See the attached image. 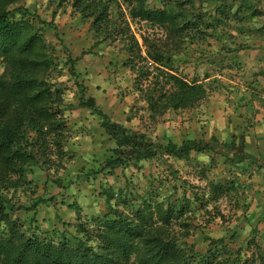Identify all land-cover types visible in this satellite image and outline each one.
Returning <instances> with one entry per match:
<instances>
[{"label":"trees","instance_id":"16d2710c","mask_svg":"<svg viewBox=\"0 0 264 264\" xmlns=\"http://www.w3.org/2000/svg\"><path fill=\"white\" fill-rule=\"evenodd\" d=\"M23 1L0 0V264H264V240L257 229H252L255 235L245 243L237 231L223 238L202 235L206 251L196 252L189 243L194 222L224 221L220 202L229 193H239V186L232 180L228 184L209 180L208 187L202 188L182 180L173 166H168L169 173L150 180L142 191L136 187L104 188L108 213L89 220L78 213L72 233L68 228L52 233L58 237L57 243L27 234L14 215L20 210L35 211L47 200L37 197V202L28 206L17 202V194L37 185L32 178L34 168L53 167L59 172L64 168L62 162L72 157L65 150L68 125L64 92L53 82L56 50L43 37V27L53 26V21L35 19L21 5ZM199 1L201 7L195 0H158L157 6H152L151 0L50 3L57 5V10L69 7L90 22L95 45L118 49L122 59L114 64L132 72L139 101L146 104L144 110L155 121L169 112L199 107L217 88L209 72L189 79L178 71L176 61L195 58L186 55L191 46H212L210 39H219L216 29L220 26L221 36L236 24H248L245 28L249 33L264 36V0H209L208 4H215L214 15L212 10L202 12L205 0ZM253 24L254 29L249 26ZM248 47L247 43L234 49L222 45L220 51L239 52ZM200 51L204 56L206 51ZM67 57L69 71L78 79V60L71 54ZM86 91L81 84L80 105L92 110L115 144L102 171L113 174L130 164L163 163L166 156L190 162L195 155L210 160L219 157L233 166H257L258 161L247 152L243 134H233L228 141L212 136L186 139L181 144L158 142L114 121L95 98L85 96ZM199 166L209 178L208 165ZM179 180L188 186L181 196L177 195ZM197 212L202 213L199 219Z\"/></svg>","mask_w":264,"mask_h":264},{"label":"rangeland","instance_id":"374dc122","mask_svg":"<svg viewBox=\"0 0 264 264\" xmlns=\"http://www.w3.org/2000/svg\"><path fill=\"white\" fill-rule=\"evenodd\" d=\"M151 3L152 6H157L158 0H151ZM195 3L197 7L202 6L199 0H195ZM208 3L209 0H205L200 9L202 12L212 10L214 15L215 4ZM21 5L35 19L40 18L47 23L53 21V26L43 27V37L47 45L56 50L54 66L57 67V72L53 82L64 92L66 107L63 109L68 125L65 150L72 157L62 162L64 168L59 172H55L53 167L34 168L32 178L37 185L25 193L21 190L17 194V202L28 206L37 202V197L47 200L35 211L20 210L14 215L24 225L28 235L52 239L57 243L58 237H54L52 233H61L66 228L72 233L78 213L84 220L108 213L102 196L104 188L118 190L136 187L142 191L149 186L150 180H157L160 173H169L168 166H173L179 171L182 180H188L202 188L208 187L209 180L224 184L232 180L239 186V193H229L220 202V209L226 217L224 221L218 218L208 224L199 219L202 213L197 212L199 220L194 222L193 237L189 239L196 252L206 251L207 243L202 235L223 238L237 231L241 241L245 243L255 235L252 234V229H257L258 236L264 240V174H261L258 167L250 164H225L219 157L210 160L208 157L195 155L190 162H184L166 156L162 159L163 163L154 160L142 162L138 166L130 164L110 174L102 171V165L112 156L115 144L101 128L100 121L92 110L80 105L83 84L87 88L85 96L95 98L100 108L114 121L145 133L158 142L174 141L181 144L186 139H210L212 136L228 141L233 134H242L237 130L241 119L238 99L248 92L250 86L256 84V80L260 81L261 74L258 69L255 70V60L248 59L253 58L256 51H262L259 47L261 44L264 47V36L258 37L254 31L249 33L245 28L248 24L245 27L236 24L234 29H226V35L221 36L223 28L220 26L216 29L219 39H210L212 46H191L186 55L195 58L176 61L178 71H183L189 79L204 77L209 72L212 80L216 79L217 88L199 107L183 112H169L154 121L143 108L146 104L139 101L132 72L114 64L122 59L118 49L105 44L95 45L97 39L89 30L90 22L74 14L69 7L57 10V5H51L50 0H24ZM10 9H14V6ZM55 10L57 14L54 16ZM210 21L216 25V22ZM249 26L254 29L256 24ZM241 28L246 30H240ZM134 29L137 31V27L134 26ZM241 43H247L250 47L239 52L220 51L222 45L234 49ZM202 48L206 51L204 56L201 55ZM69 54L78 60V79L69 71ZM256 94L258 93H253ZM199 165H208L207 176L210 179L201 173ZM177 185V195L181 196L188 186L183 185L180 180ZM74 204L78 207L73 208Z\"/></svg>","mask_w":264,"mask_h":264},{"label":"crops","instance_id":"0c3cea01","mask_svg":"<svg viewBox=\"0 0 264 264\" xmlns=\"http://www.w3.org/2000/svg\"><path fill=\"white\" fill-rule=\"evenodd\" d=\"M260 39L262 40V38ZM259 49L262 51H256L255 56L249 58L248 61L255 60V70L258 69L261 74L260 81L256 80V84L254 83L258 87L252 85L248 92L239 96L240 98L237 97V99L239 98L237 107L241 110L239 112L240 126L237 130L244 135L247 152L258 161L256 167L259 168L261 174H264V47L262 44ZM249 64L251 63L249 62ZM249 85H251L250 82ZM253 93L258 94L253 95Z\"/></svg>","mask_w":264,"mask_h":264}]
</instances>
